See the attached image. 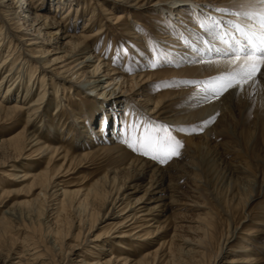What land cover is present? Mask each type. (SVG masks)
<instances>
[{
  "label": "rangeland",
  "instance_id": "1",
  "mask_svg": "<svg viewBox=\"0 0 264 264\" xmlns=\"http://www.w3.org/2000/svg\"><path fill=\"white\" fill-rule=\"evenodd\" d=\"M60 1L64 3L63 10L61 11H59ZM141 1L147 2V0ZM98 2L100 3L99 5ZM189 2L188 4L191 7L195 6L196 10L200 7V4H194L192 1L191 3ZM220 2L224 3L225 1L217 0L216 3ZM36 5L41 7V10L38 9L36 11L37 13L51 17L57 22L62 21L67 25H72L74 31H66L70 34L78 35L87 33L85 35H90L96 30L101 29L100 35H98L100 37L93 43V49L97 55L103 53V58L101 56L100 59L106 60L111 55L106 45L108 42L112 43L115 49H113L110 59L112 61L111 64L115 66L116 62L120 65L123 63L124 67L128 68V76L144 72L146 69L157 74L177 73L178 77L174 78H154L151 83L152 92L156 96L162 97L161 94L165 91L173 90L174 93L178 91L182 92V96L162 103L161 111L165 112V115L162 114L158 118H155L143 113L139 116L171 126L174 129L172 134L183 144V147L180 149V154L173 156L166 163H161L159 160L152 159L150 156L134 152L127 145L125 147L128 149V153L134 158H139L146 162L159 163L157 166H172V169L168 173L171 179L170 177L166 178V183L168 181L179 182L177 188L180 191L178 195L179 204H177L172 212L175 210L181 216L175 217L176 219H173L174 221L171 224V228L176 226L175 234L179 236L178 240L173 243V246H178L176 247L178 252L175 254L174 259H170V262L168 261L162 264H192L193 259L191 258L192 253L190 252L193 248L192 243L196 235L193 229L200 222L199 219L203 217V212L205 213L206 210L208 211H206L207 213H210L209 215L214 217L218 233L224 234L226 229L231 231L235 230V233L232 238H229L225 242L226 244L224 243L223 250L218 253L214 263L208 261V257L211 254L210 250H208L200 264H256L253 261L247 263H228L230 258L235 259L243 255V250L246 247L251 249V251L246 253L253 255V257L262 258L258 264H264V233H255L253 235L245 234L254 219L259 218L260 220H264V98L261 99L260 97L261 94L264 96L262 90L264 88V78H261L257 84L246 85L243 92L237 91L231 101L205 103L206 101L202 100L201 96L203 94L211 96V93L208 92V94L204 91L202 93V90L206 89L207 86L214 85L219 75H216L217 77H210L209 75V77L202 80L188 77V80V78L183 77L184 75L178 74L181 70L180 67L164 62V58L162 57L153 56L151 58L150 53L146 50L150 48L156 54H159V56H162L166 52L165 49H162L161 52L158 50V46L162 45L158 41V33H160L161 29L162 32H167L164 28L166 25L169 26L167 24L169 20L174 23L177 22L172 20L173 17L169 18V16H165L164 14L161 15L162 13L153 9L150 4L141 9L129 10L118 0H37ZM103 9L111 12V18L121 15L122 19L117 20V22L105 19V15L102 13ZM227 9L234 11L231 7ZM69 10L68 21L66 19L60 20ZM91 12H94V19L90 22L88 21V16ZM24 13V11H19V16L22 17ZM74 16L77 18H74ZM24 21L28 20L25 19L22 21L21 19L19 23L22 24ZM193 22L188 21V24ZM32 23L33 21L29 20L26 24L30 25ZM171 26L177 32L183 33L177 26ZM171 26L169 27L171 28ZM25 28L27 33H32L33 36H26L15 32L14 28L10 27V24L1 16L0 12V38L1 43H3L0 48V60L7 55L12 58L11 66L15 70L13 76H18V79H21L19 90L22 91L21 89H23V92L30 91V96L23 101V105H20L21 102L15 100L16 94L12 95L13 98L7 102L0 103L6 107L12 106L14 103L22 107L29 105L32 99L36 98L41 91L45 93V102L55 96L54 103L58 102L57 104H61V108L66 109L65 111L69 115V121L73 123L74 137L71 143L72 145L78 146L79 143L83 142L85 133L83 132L82 122L78 125V122L74 121L72 113H70L71 109L76 103L82 106V108L88 107L87 105L92 106V100L96 97L98 89L90 92L86 90V86L85 89L78 85L76 86L71 81H74V79L67 77L68 74L60 72L59 67L63 64L57 59L60 57V53L58 54L59 50L55 49L58 44L53 43L52 37L49 45L37 46L36 49L31 50L32 52H27L26 49L31 48L24 46L26 42L22 40L27 41V39H32L36 33L29 31L30 27H26L25 25L21 29L24 30ZM84 29L85 32H82ZM138 29H143V31H138ZM45 32L47 33L46 37H48L49 35L52 36L54 30L48 29ZM139 33L141 39L134 38V35L137 36ZM187 40L191 41V38H187ZM39 41L40 39L35 40L36 43ZM58 42L60 43V40ZM61 42L63 41L61 40ZM103 42H105L104 48L102 47ZM151 42L157 45L155 47L153 45L149 47ZM137 45H141L146 49H141ZM118 47H127L128 54L125 57H119L117 52ZM135 49L139 53H143L146 58L145 61L142 60V56L136 58L134 53ZM39 57L47 60L48 63L46 65L37 63L36 61ZM169 62H175V59L170 58ZM136 63L137 66H134ZM153 64L156 66L153 67ZM140 65L143 66L141 69L139 68ZM260 71L264 72V65L261 66ZM62 75L67 79L62 80ZM1 76L2 74H0ZM12 83L11 81L10 84ZM3 87L0 90L1 96H3ZM138 97V95H132L129 98L125 96V99H121L122 101L129 99L127 100V105L131 108L129 110L130 113L137 114L139 112L140 108H138L137 102L134 101ZM75 99L78 100L76 101ZM209 104L214 106V108L209 107L207 109L206 107ZM53 107L55 108V105ZM45 108L46 106H43V110H41L39 116L40 122L34 125L33 130L39 132L42 130L41 132H44V135H51L52 128L48 126V117L44 113ZM52 111L51 107L49 112L52 113ZM92 112H94L93 109L89 114L83 113L81 115V120H89L86 125L89 127L88 131L91 135L92 131L100 129V123L103 119V114H100V112ZM185 116L187 117L183 125L172 124L164 119L165 117L173 120ZM24 118L26 116H20V112L9 114L7 117L1 116L0 141L8 139L15 133L20 132L22 129L20 120ZM130 119L131 117L126 119L123 113H119L117 116L115 115L112 121L108 118L105 119V124L109 127V132L106 134L107 137L120 133L123 125L129 122ZM205 121L208 123L203 128V131H192L191 133L177 131L178 129H192L203 124ZM62 136L64 141H66L68 136L64 134ZM69 141L70 139L67 140V142ZM78 153L80 151H75V155ZM24 158L25 155L16 160H9L0 152V264H3L4 260L9 256H19L18 259L13 260H19V264H32L33 262L30 260L33 257L28 258V256L23 254L27 246L34 248L36 254L39 255L40 259L37 260V264H88L98 255L100 258L108 259L110 255L106 256V251L104 252L102 250H107L110 247V243L114 240L111 234L113 232L111 230L113 225L111 224V220L98 224V229H95V231L87 235L86 229L81 230V234H78L79 227H77L78 225L76 223V214L78 213L76 211L65 215L66 218L62 215V223H59L56 227L54 225L48 227V229L47 225L43 224L45 219L43 212H29L28 214L25 213L22 217L17 216L16 218L11 215L12 211L18 210L20 207L19 204L32 199L34 196L28 189L29 181H20L17 178L14 181L10 177L13 174L20 176L22 174L21 172L32 171L31 164L34 161ZM52 166V163L48 165L50 169ZM113 167L112 165L111 177ZM144 169L137 166L134 169L129 168L125 171L123 170L122 173H117L118 177L115 178L113 187L117 188L118 184H122V186L124 185V189L120 193L128 194V192L131 193L132 191L128 189L130 183L131 185H138V191L130 196L131 202L136 201L142 197L152 177L156 178L151 171ZM241 170H243V173H241ZM98 176L99 174L93 171L92 165L88 161H77L69 166L68 171L58 181L68 189L79 190L90 185L93 179ZM26 208L22 206L19 209ZM58 227L61 229L58 230ZM257 227H260L259 229L264 231V224ZM171 228L168 227L161 233H156L157 237L152 239L153 247H151L150 251H154L158 247V244H155L156 242H164V236L168 232H171ZM55 229L56 231H60V234L58 233L60 236L52 232ZM254 229L257 230L258 228ZM50 233L57 235V237L55 236L53 238ZM101 234L102 236L105 235L102 239L103 241H92L95 236ZM182 238H185V240L182 241ZM250 239L256 243V246H249ZM54 240L57 241L56 244H54ZM165 241L168 242L169 240L167 239ZM101 245L104 246V249ZM114 250L112 247V252Z\"/></svg>",
  "mask_w": 264,
  "mask_h": 264
},
{
  "label": "bare ground",
  "instance_id": "2",
  "mask_svg": "<svg viewBox=\"0 0 264 264\" xmlns=\"http://www.w3.org/2000/svg\"><path fill=\"white\" fill-rule=\"evenodd\" d=\"M118 1L129 10L141 9L150 4L153 9L160 11V13H162L161 15L164 14L165 16H169V18L173 17L172 20L177 21L174 23L169 20L167 22L169 26H177L178 29L183 31V33L177 32L172 26L170 28L166 25L164 30L167 32L164 33L160 28L158 41L163 47L158 46V50L159 52H161L162 49L166 50L162 56H159V54H156L150 48L148 50V48L146 49L141 45H137L141 49H146L148 53H150L151 58L153 56L162 57L164 58V62L177 65L181 68L178 74L184 75L183 77L186 78L192 77L193 79L202 80L209 77V75L212 77L226 71L224 67L196 62L203 58L206 61H220L222 64L224 59L218 56L214 50L208 51V48L224 47V45H220L215 36L209 35L207 30L201 28L198 21L202 18L201 13L203 16H211L223 21H236L238 19L236 17L214 11L216 8L229 7L236 11L234 0H223L225 1L224 3H216L217 0H190V2L189 0H147V2L141 0ZM191 1L194 4H200V7L197 8L198 10H196L195 6L191 7V5L188 4V2L191 3ZM36 2L37 0H0L1 16L17 33L33 36L32 33H27L26 28L24 29L25 31L21 29L24 25L30 27L29 31L36 33L34 38L27 39V41L24 39L22 40L26 42L24 46L31 48L26 49L27 52H32L31 50L36 49L37 46L49 45L52 37L53 43L58 44L55 49L59 50L58 54L60 53V57L57 59L63 64L59 67L60 72L68 74L67 77L74 79V81L71 80L74 85H78L84 89L86 86V90L90 92H94L97 89L98 91L96 93L97 98L94 97L92 100V106L87 105L89 108H82V106L76 103L71 109L70 113H72L74 121H77L78 125L82 122L83 132L85 133L83 136L84 140L82 138L83 142L79 143L78 146L72 145L71 143L74 137L73 123L69 121L70 119L67 111H65L66 109L61 108V104H57L58 102L54 103L55 96L45 102V93L41 91L36 98L32 99L29 105L22 107L15 103L12 106L6 107L0 103V117H7V115L16 112H20V116H26V118L20 120L22 123L20 132L15 133L8 139L0 141V152L9 160H16L25 155L24 159L34 161L31 164V172H21L22 174L20 176L17 174L10 175L14 181L16 178L20 179V181H29L28 189L32 192L31 194H34L32 199L19 204L20 207H27L26 209H19V207L18 210L12 211L11 215L16 218L17 216L22 217L25 213L28 214L29 212H43L45 218L43 224L47 225L48 229V227H52L53 225L56 227L59 223H62V215L65 216L76 211L78 213L76 214V223L78 225L77 227H79L78 234H81V230L86 229L87 235L95 231V229H98V224L111 220V224H113L111 229L113 232L111 234L114 240L110 243V247L107 248V250H102L104 252L106 251V256L110 255V257L105 259L100 258L98 255L88 264H162L168 262L170 259H174L175 254L178 252L176 249L178 246H173V243L178 240L179 236L175 234L176 226L171 228V224L174 221L173 219H176L175 217L181 215L175 212V210V213L172 212L177 204H179L178 195L180 191L177 189L179 182L175 183L168 181L166 183V178L170 177L171 179L168 173L172 169V166H157L159 163L146 162L139 158H134L128 153V149L125 148L126 144L124 142L122 144V129L120 133L107 137L106 134L109 132V127L105 124V119L108 118L112 121L115 115L117 116L119 113H123L126 119H129V117L132 119V116L128 115L131 109L127 105V100L129 99L126 101L121 100L125 99V96L129 98L132 95L139 96L138 99L134 101L137 102L138 108L140 109L137 114H134L139 116L146 113L158 118L165 113L161 111L162 103L167 100L179 98L182 96V92L178 91L174 93L173 90L165 91L161 94L162 97H159L152 92L151 83L154 78L178 77L177 73L157 74L146 69L144 72L128 76V68H125L123 63L120 65L116 62L115 66L111 64L112 61H110V59L113 49H115L112 43L108 42L106 45L109 54L111 53L106 60L100 59L101 56L103 58V53L97 55L96 51L93 49V43L100 37L98 35H100L101 29L96 30L90 35H85L87 33L78 35L70 34L66 31H74L72 25H67L62 21L57 22L51 17L37 13L36 11L38 9L41 10V7L38 6L39 4L36 5ZM99 4L98 2V5ZM59 6L61 7H59V11L63 10L64 3L60 1ZM43 10L45 9L43 8ZM19 11L25 12L22 17L19 16ZM197 11L198 13H196ZM66 13L67 14L64 15L63 18L61 17L60 20L66 19L68 21L70 10ZM102 13L105 15H103L105 19H109L110 21L117 22V20L122 19L121 15L111 18V12L106 9H103ZM74 18L77 17L74 16ZM21 19L22 21L27 19L28 21H33V23L27 25L26 23L28 21H24L20 24L19 22ZM93 19L94 12H91L88 16V21L91 22ZM188 21L194 22L188 24ZM224 27L225 25L222 24L221 28L223 29ZM48 29L54 30L52 36H48L50 39L46 37L47 33L45 31ZM82 32H85V29L82 30ZM134 38L141 39L140 33L137 36L134 35ZM187 38H191V41L187 40ZM226 38L229 37L226 36ZM38 39H40V41L36 43L35 40ZM58 40H60V43ZM61 40L63 42H61ZM2 44L0 38V48ZM104 44L105 42H103L102 47ZM151 45L155 47L157 44L154 45V43L151 42L149 47H151ZM193 47L200 49V52H193ZM126 48L127 47L117 48L119 57H125L128 54ZM102 51L105 52L104 49H102ZM134 53L136 58L142 56V60L145 61L146 58L143 53H139L137 49L134 50ZM170 58H174L175 62H169ZM12 61V58L8 55L5 56V58L2 57L0 60V74H2L0 77V90L4 86V90H2L3 96L0 95V98L2 97L0 102H7L13 98L12 95L16 94L15 100L21 102L20 105H23V101L30 96V91L27 90L23 92V89H21L22 91L19 90L21 79H18V76H13L15 70L13 66H11ZM36 62L42 65L48 63L47 60L41 57H39ZM134 66H137V63ZM142 67L143 66L140 65L139 68L141 69ZM31 78H29V80H31ZM61 79L66 80L67 78L62 75ZM11 81L13 82L12 84H10ZM262 90L264 92V88H262ZM236 92V89H231L219 99H213L211 102L206 101L205 103L217 101H222L223 103V101H231L236 95ZM68 93L70 92L68 91ZM196 95L198 96V94ZM203 95L201 97H203ZM262 95L263 94L260 95L261 99L264 98ZM75 100L77 101L78 99ZM53 105H55V108ZM43 106H46L44 113L45 116L48 117V126L52 128L51 135H44V132H41L42 130L40 132L33 130L34 125L40 122L39 116L41 110H43ZM211 106L212 105L209 104L206 108H214V106ZM51 107L53 110L52 113L49 112ZM92 109L94 112L98 111V113L100 112V114H103V119L100 123V129L92 131L91 135L88 131L89 127L86 125L89 120H81V115H83V113L89 114ZM24 111L25 113L23 114ZM186 117L187 116L173 120L164 117V119L172 124L183 125ZM63 134L68 136L67 140L70 139L69 142H67V140L64 141ZM65 142H67V144H65ZM75 151H80V153L75 155ZM77 161H88L90 165H92L93 171L98 173L99 176L94 178L90 185L79 190H71L61 185L58 179L68 171L72 163ZM50 163L53 164L51 169L48 167ZM112 165L114 169L111 177ZM137 166L151 171L156 178L152 177L142 197L131 202L130 196L138 191V185H131L130 183L128 189L132 190L131 193L128 192V194H123L120 193V191L124 189V185L118 184L117 188H114L113 182L115 178L118 177L117 173H122L123 170L125 171L129 168L134 169ZM241 171V173H243V170ZM206 211L205 213L203 212V217L199 219L200 222L193 229L196 235L193 239V248L190 252L192 253V264H200L205 258V254L208 250L211 252L208 261L214 263L218 253L223 250L224 243L227 242L229 238H232L235 233V230L231 231L229 229H226L224 234L218 233L214 217L209 215L210 213ZM263 224L264 220H260L259 218L254 219L252 225L248 227L249 229L245 234L253 235L255 233H264L262 229H259L260 227H257ZM168 227L171 228V232H168L164 236V242H156L155 244H158V247L154 251H150L151 247H153L152 239L157 237L156 233H161ZM254 228L258 229L255 230ZM60 229L61 228L58 230ZM52 232H55L54 234L57 233V235L58 233L60 234V231H56V229ZM57 235L51 234L53 238H55V236L57 237ZM104 236L105 235L102 236V234L97 235L92 241H103L102 239ZM167 239L169 240L168 242L165 241ZM184 240L185 238H182V241ZM53 242L54 244L57 243L55 240ZM251 245L256 246V243L252 239L249 240V246ZM112 247L115 249L114 252H112ZM102 248L104 249V246ZM34 250V248L27 246L23 254L28 256V258L33 257L30 261L33 262L32 264H37V260L40 258ZM243 251V255L235 259L230 258L228 263H247L253 261L258 264L262 259L246 253L251 251L249 247H246ZM18 258L19 256H9L4 260L3 264H19V260L13 261Z\"/></svg>",
  "mask_w": 264,
  "mask_h": 264
},
{
  "label": "snow or ice",
  "instance_id": "3",
  "mask_svg": "<svg viewBox=\"0 0 264 264\" xmlns=\"http://www.w3.org/2000/svg\"><path fill=\"white\" fill-rule=\"evenodd\" d=\"M234 2L236 11L227 8H216L214 11L236 17L238 18L236 21H223L211 16H203L201 13L200 27L207 30L209 35L215 36L220 45H224V47L208 48V51L214 50L224 59L222 64L220 61H206L203 58L196 62L214 64L226 69L216 78L214 85L202 90L211 93V96L203 95L204 101L219 99L229 89L243 92L246 85L257 84L261 78H264V72L260 71L261 66L264 65V0H234ZM222 24L225 25L223 29ZM192 51L199 53L200 49L193 47ZM155 66L153 64V67ZM128 115L132 116V119L122 127V142L134 152L150 156L161 163H166L173 156L180 154L183 144L172 134L174 129L171 126L148 120L134 113ZM207 123L205 121L192 129L177 131L189 133L203 131Z\"/></svg>",
  "mask_w": 264,
  "mask_h": 264
}]
</instances>
